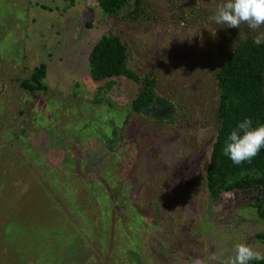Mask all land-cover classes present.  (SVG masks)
<instances>
[{"label":"rangeland","instance_id":"obj_1","mask_svg":"<svg viewBox=\"0 0 264 264\" xmlns=\"http://www.w3.org/2000/svg\"><path fill=\"white\" fill-rule=\"evenodd\" d=\"M225 0H0V264H191L264 255L256 190L211 200L215 75L237 42L264 34L216 24ZM90 25V26H88ZM102 36L120 39L127 67L169 105L136 113L142 82L89 74ZM45 64L47 90L20 87ZM115 132V133H114Z\"/></svg>","mask_w":264,"mask_h":264},{"label":"trees","instance_id":"obj_2","mask_svg":"<svg viewBox=\"0 0 264 264\" xmlns=\"http://www.w3.org/2000/svg\"><path fill=\"white\" fill-rule=\"evenodd\" d=\"M130 0H98L105 15H116ZM136 17L143 14V0H132ZM90 26V25H88ZM89 74L93 82H104L110 89L114 78L125 77L142 82L138 96L132 101L136 113H152L166 107L168 102L154 92L153 81L143 80L127 67L126 48L119 38L102 36L89 53ZM47 67L40 64L30 77L20 81V87L32 95L47 90L43 83ZM219 91L217 109L218 129L206 168L207 189L211 200L223 192L256 190L253 207L264 220V147L250 161L234 164L222 148L230 132L245 118H251L253 127L264 124V40L257 45L253 38L240 40L225 57L215 75ZM115 133V132H114ZM257 238L264 242V233ZM248 264H264V259L250 260Z\"/></svg>","mask_w":264,"mask_h":264},{"label":"clouds","instance_id":"obj_3","mask_svg":"<svg viewBox=\"0 0 264 264\" xmlns=\"http://www.w3.org/2000/svg\"><path fill=\"white\" fill-rule=\"evenodd\" d=\"M216 24L226 25L229 28H239L241 23H246L255 30L264 25V0H225L219 4L214 15L209 17ZM264 40V34L254 37L253 42L259 45ZM261 147H264V124L253 127L251 118L239 122L228 135L222 152L234 164L250 161L255 157ZM234 255L221 259L215 253L208 257L210 262L219 264H248V261L264 259V255L255 251L245 243L234 245ZM191 264H206V261L195 257Z\"/></svg>","mask_w":264,"mask_h":264}]
</instances>
